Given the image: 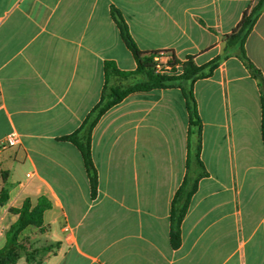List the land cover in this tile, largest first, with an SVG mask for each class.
Segmentation results:
<instances>
[{"label": "crops", "instance_id": "crops-1", "mask_svg": "<svg viewBox=\"0 0 264 264\" xmlns=\"http://www.w3.org/2000/svg\"><path fill=\"white\" fill-rule=\"evenodd\" d=\"M261 1L0 0V141L18 139L0 152V191L9 187L0 248L19 217L12 209L45 197L42 226L19 236L42 264H264L262 91L227 39ZM113 5L142 50L199 66L220 60L211 75L133 91L101 116L91 138L93 195L81 151L59 138L101 99L105 61L137 69ZM244 50L264 78V7ZM144 80L114 75L110 84ZM189 88L200 126L191 124ZM186 176L197 188L174 247L171 209ZM14 264H29L26 253Z\"/></svg>", "mask_w": 264, "mask_h": 264}, {"label": "trees", "instance_id": "trees-1", "mask_svg": "<svg viewBox=\"0 0 264 264\" xmlns=\"http://www.w3.org/2000/svg\"><path fill=\"white\" fill-rule=\"evenodd\" d=\"M264 0L255 5L250 11H246L234 29L233 33L227 35L229 45H237L240 49V55L244 62L251 69L252 73L259 79L262 91L263 119L262 129L264 137V78L261 71L256 68L253 63L245 55L244 41L251 31L258 15L264 7ZM111 16L117 24L121 37L125 44L132 52L137 61V69L134 71H122L117 68L114 61H105L104 69L106 75L105 87L99 102L86 116L81 126L71 134L60 137V140L71 141L81 151L87 171L89 173L93 195H95L98 185V173L95 167L92 149L91 138L92 131L101 116L112 106L120 102L126 95L137 90H150L154 88H164L180 85L183 81L194 82L196 79L211 75L214 69L218 66L220 58L213 59L206 65L199 66L193 58L187 61L180 62L175 55H172L171 64L176 70L178 63L182 66L180 74L159 73L154 68V56L162 51H144L142 50L133 35L130 32L129 25L122 13L116 6L111 7ZM135 74H143L145 80L138 82L128 87L113 86L110 84L112 76L122 78L129 77ZM187 98V106L191 114V124L200 126L201 119L196 111L195 98L192 90L183 89ZM197 182L191 180L188 176L185 177L183 183L177 190L171 209V241L174 247H178L181 243V224L189 209L191 198L196 191ZM9 199V187L5 184L0 191V203ZM51 204L48 199L41 197L37 205L32 206L31 200L26 199L23 206L18 209H12L19 214L18 219L13 223L7 233V242L4 247L0 248V264H14L26 253L29 264H42L43 259L38 260L35 256L36 249L30 250L28 246L19 239L20 233L30 225L42 226L43 215L45 210L49 209ZM59 243L42 246L40 250L51 251L57 247Z\"/></svg>", "mask_w": 264, "mask_h": 264}, {"label": "built area", "instance_id": "built-area-1", "mask_svg": "<svg viewBox=\"0 0 264 264\" xmlns=\"http://www.w3.org/2000/svg\"><path fill=\"white\" fill-rule=\"evenodd\" d=\"M172 54L170 51H162L154 56V68L159 73H172L173 65L171 64ZM17 136L10 134L5 140L0 141V152L10 145L17 143Z\"/></svg>", "mask_w": 264, "mask_h": 264}, {"label": "rangeland", "instance_id": "rangeland-1", "mask_svg": "<svg viewBox=\"0 0 264 264\" xmlns=\"http://www.w3.org/2000/svg\"><path fill=\"white\" fill-rule=\"evenodd\" d=\"M181 72H182V67H181V71L174 70L172 73L169 74H180Z\"/></svg>", "mask_w": 264, "mask_h": 264}]
</instances>
